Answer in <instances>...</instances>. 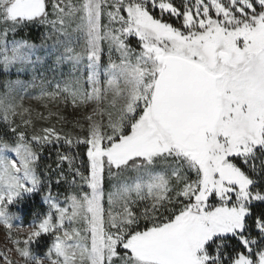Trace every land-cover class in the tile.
Returning a JSON list of instances; mask_svg holds the SVG:
<instances>
[{
  "label": "snow or ice",
  "instance_id": "snow-or-ice-1",
  "mask_svg": "<svg viewBox=\"0 0 264 264\" xmlns=\"http://www.w3.org/2000/svg\"><path fill=\"white\" fill-rule=\"evenodd\" d=\"M30 24L41 45L15 39ZM52 56L69 78L38 98L95 106L74 125L83 136L29 137L10 119L24 82L6 83L0 225L14 238L0 264H264V0H0V70L35 80ZM46 145L59 146L56 183L79 180L67 206L38 174ZM33 192L49 211L13 233Z\"/></svg>",
  "mask_w": 264,
  "mask_h": 264
},
{
  "label": "trees",
  "instance_id": "trees-1",
  "mask_svg": "<svg viewBox=\"0 0 264 264\" xmlns=\"http://www.w3.org/2000/svg\"><path fill=\"white\" fill-rule=\"evenodd\" d=\"M44 31L45 30L41 26L30 24L20 30L15 39L23 38L36 45H41L43 41ZM74 46L77 47V50H79L83 46V42L79 41L75 43ZM50 51H53L52 41L48 40L43 42V47L38 51V55L44 56L47 52ZM54 60V56L50 57L45 62L43 67L37 69V71L35 72V80H33V74L30 72L18 75L15 71H12L9 74L0 70V96H3L7 91L6 83L16 80H21L24 82V84L23 86L15 87L14 89L18 94L26 98H38L44 92L53 91L57 82H62L64 79L69 78L68 65L64 64L57 68L54 64ZM103 63L106 64L107 59H104ZM76 75H79V73H77ZM106 107L107 105H104V108ZM65 121V125L62 127L63 130L60 131H62L63 133L71 134L73 138L85 135L84 131H79L77 127H73V120L71 118L68 117ZM104 123H106V119ZM27 135L31 136L29 131H27ZM0 138L7 140L9 144L15 143V136L11 133L10 127L7 125V122L2 119V116H0ZM58 147V145H46L42 151H39L40 159L38 161L37 171L38 174L41 175L42 179L46 182V184L50 183V191L52 197L56 201L60 202L62 206H67V204L64 203L66 198L73 194H78L80 191H82V189L80 187L79 180H77V183L75 185L71 183L72 177L70 173H67L68 179L66 181H62L59 184L56 183L57 175L55 174L54 170L56 169V151ZM60 150L65 151L66 148H60ZM79 151L83 153V146L80 147ZM65 171H67L66 166ZM16 209H22L23 211L15 212L14 221L33 224L39 222L47 215L49 211V205L45 200L44 193L36 192L23 195L20 198V202L13 206V210L15 211ZM46 240L49 239H47L46 237L41 238V248H43L44 241Z\"/></svg>",
  "mask_w": 264,
  "mask_h": 264
},
{
  "label": "rangeland",
  "instance_id": "rangeland-1",
  "mask_svg": "<svg viewBox=\"0 0 264 264\" xmlns=\"http://www.w3.org/2000/svg\"><path fill=\"white\" fill-rule=\"evenodd\" d=\"M75 2V0H74ZM49 10H50V4H49ZM103 23H107L106 18L103 19ZM177 25H179V21H174ZM42 27V26H41ZM44 29V27H42ZM45 30V29H44ZM133 46H136V41H132ZM115 59V56L113 57ZM107 59V55L102 58L103 60ZM12 97V103L18 105L17 107V115L14 117H11L10 119L14 121L12 124V127L19 126L18 130L25 131L27 134V131L30 132L32 135L33 133H39L40 130L43 127H55L57 130H63L62 127L65 125V120L67 118H71L73 121V127H75L76 121H80L82 124H84V117L92 112V108L95 105H89L86 108H81L78 111H73V109L70 106H65L62 99L60 100H53L49 98L45 99H39V98H26L22 95L18 94L17 91L14 89V91L11 93ZM24 109H27V112H23ZM20 113H23V119L25 120H31V125L25 126L22 123V118ZM63 116L65 119L61 120L60 117ZM96 119H101L100 117H96ZM105 121V120H104ZM103 121V122H104ZM6 122V121H5ZM69 124V123H68ZM7 125L9 126L8 122ZM85 127L87 125L85 124ZM80 131V129L78 128ZM77 130V131H78ZM30 137V136H29ZM36 193V192H33ZM25 195V194H24ZM38 223V222H36ZM35 224V223H33ZM33 224L24 223L21 221H14V227L12 229V232H16V226H31ZM76 226V225H74ZM27 228L21 229V234L23 235L26 232ZM14 237L10 238L8 234V229L4 225H0V251H5L8 248L12 247V239ZM47 239H50V237H46ZM11 259L14 261H18L19 258L16 253H11Z\"/></svg>",
  "mask_w": 264,
  "mask_h": 264
}]
</instances>
